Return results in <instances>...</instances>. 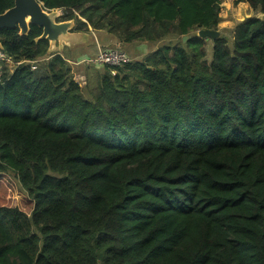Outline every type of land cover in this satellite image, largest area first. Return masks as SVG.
Returning <instances> with one entry per match:
<instances>
[{
  "label": "trees",
  "instance_id": "16d2710c",
  "mask_svg": "<svg viewBox=\"0 0 264 264\" xmlns=\"http://www.w3.org/2000/svg\"><path fill=\"white\" fill-rule=\"evenodd\" d=\"M38 1L130 62L89 89L40 28L0 30V264H264V0L230 39L220 0Z\"/></svg>",
  "mask_w": 264,
  "mask_h": 264
},
{
  "label": "rangeland",
  "instance_id": "374dc122",
  "mask_svg": "<svg viewBox=\"0 0 264 264\" xmlns=\"http://www.w3.org/2000/svg\"><path fill=\"white\" fill-rule=\"evenodd\" d=\"M57 15H61V11L56 10ZM259 17L263 18V15L255 14L251 8L246 3H236L235 0H220L219 4V21H218V32L226 36L228 39L231 38V32L233 28L242 23L248 18ZM198 32V31H197ZM195 32V35H197ZM89 35H95L97 39H92L90 43L85 46H80L74 50H68L67 48L63 49L62 55L69 59V67L72 70L73 77L79 81L85 88H93L96 85V75L103 72L102 66H94L89 63L87 60L93 58L99 49L105 50L109 49V45L100 44L98 40V33L94 32L92 28H88L86 32ZM176 39L174 37H169L166 40L159 42L157 44H138L133 45V56L131 60H140L145 57L150 51L158 49L159 46L174 45ZM231 42V41H229ZM210 41H206V46H208L207 60L210 61ZM85 47V48H84ZM112 49H119V46L113 47ZM127 52V51H126ZM60 53V52H59ZM73 62V63H72ZM14 68V65H7L5 69L11 72ZM111 74L114 75L115 71H111ZM10 198L12 199L11 204L17 205L19 207H24V200L22 195L15 190L10 191Z\"/></svg>",
  "mask_w": 264,
  "mask_h": 264
},
{
  "label": "water",
  "instance_id": "95a60500",
  "mask_svg": "<svg viewBox=\"0 0 264 264\" xmlns=\"http://www.w3.org/2000/svg\"><path fill=\"white\" fill-rule=\"evenodd\" d=\"M59 16L56 10H46L38 0H13V6L0 14V30L15 29L19 36H27L30 26L41 29V34L35 38V42L45 40L48 43L46 53L48 55L62 52L64 48H75L85 46L92 41L93 35L75 30L73 19L57 21ZM216 31L199 30L197 37L215 38ZM190 37H183L185 42ZM0 49L2 46L0 44Z\"/></svg>",
  "mask_w": 264,
  "mask_h": 264
},
{
  "label": "built area",
  "instance_id": "2783aa9c",
  "mask_svg": "<svg viewBox=\"0 0 264 264\" xmlns=\"http://www.w3.org/2000/svg\"><path fill=\"white\" fill-rule=\"evenodd\" d=\"M61 11V15H62ZM59 15V16H61ZM89 63L94 66H108V67H122L130 62L129 55L125 51L119 49H99L93 58L87 60ZM14 65L4 54L3 50L0 49V72L7 65ZM34 69V66L32 67Z\"/></svg>",
  "mask_w": 264,
  "mask_h": 264
},
{
  "label": "crops",
  "instance_id": "0c3cea01",
  "mask_svg": "<svg viewBox=\"0 0 264 264\" xmlns=\"http://www.w3.org/2000/svg\"><path fill=\"white\" fill-rule=\"evenodd\" d=\"M96 33H98V40L97 41H99L100 42V44H103L104 46L105 45H109V48H113V47H117V46H119V43L117 42V39L115 38V37H113V36H111V35H109V34H107V33H105V32H96ZM93 37L95 38V40L97 39V37H95V35L93 34ZM76 48H79V47H75V48H71V49H68V50H74V49H76ZM85 48V47H84ZM55 52H58L57 50L55 51ZM63 53V51L62 52H60V54H62ZM65 60L69 63V64H71L70 62H69V59L68 58H66L65 57Z\"/></svg>",
  "mask_w": 264,
  "mask_h": 264
}]
</instances>
